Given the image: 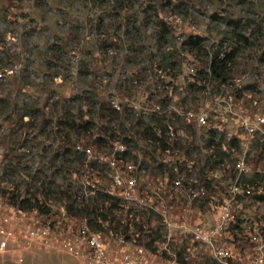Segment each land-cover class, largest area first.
Segmentation results:
<instances>
[{
  "label": "rangeland",
  "instance_id": "obj_1",
  "mask_svg": "<svg viewBox=\"0 0 264 264\" xmlns=\"http://www.w3.org/2000/svg\"><path fill=\"white\" fill-rule=\"evenodd\" d=\"M218 100L232 114L205 127L186 116ZM238 114L264 117V0H0V207L37 200L28 214L76 234L82 223L92 230L79 208L108 194L113 205L98 210L108 240L144 247L155 264H222L193 250L188 231L214 224L244 156L218 242L232 264L257 262L256 251L264 264V124L243 146ZM114 142L138 165L140 202L112 190L100 157ZM0 264L80 263L34 251Z\"/></svg>",
  "mask_w": 264,
  "mask_h": 264
},
{
  "label": "built area",
  "instance_id": "obj_2",
  "mask_svg": "<svg viewBox=\"0 0 264 264\" xmlns=\"http://www.w3.org/2000/svg\"><path fill=\"white\" fill-rule=\"evenodd\" d=\"M222 102V100L216 101V108L206 105L198 111H188L186 116L188 119H193L198 127L210 126L212 114L218 112L232 114V103L224 105ZM112 106L117 110L120 109L116 101L112 102ZM237 116V138L241 145L247 147L256 131L264 124V117L250 118L239 114ZM177 134L173 130L169 131L171 139ZM206 151L210 154L215 153L213 147H209ZM172 152L182 158V149L179 147L174 148ZM125 153V145L114 142L100 160L109 168L112 190L124 200L140 202L136 194L140 179L138 165L126 161ZM84 167L87 172L89 163L86 162ZM236 168L237 176L228 188L229 198L217 209L214 224L211 226L198 224L188 231L193 250L204 247L205 250H209L212 258L222 264H232L230 249L220 245L218 241L222 229L233 219L231 211L234 197L242 191L239 176L247 171L244 156L237 161ZM173 173L175 175L173 184L176 188H182L185 178L179 167L174 166ZM217 177L218 173L214 172L211 173L210 179ZM167 225L170 226L169 223ZM34 251L44 255L64 254L77 259L80 264H155L153 256L144 247L134 245L122 236L114 235L113 240L110 241L104 234L91 230L85 223L80 224L77 233L73 234L71 224L61 225V221L39 219L15 206L0 207V255H10L22 260L25 253ZM255 254V261L258 262L261 255L257 251Z\"/></svg>",
  "mask_w": 264,
  "mask_h": 264
},
{
  "label": "trees",
  "instance_id": "obj_3",
  "mask_svg": "<svg viewBox=\"0 0 264 264\" xmlns=\"http://www.w3.org/2000/svg\"><path fill=\"white\" fill-rule=\"evenodd\" d=\"M155 127L159 129V131L164 134V127L163 125H159L155 124ZM156 135L153 132L151 135L147 136L148 140H154L156 139ZM156 140H160V139H156ZM95 206L94 207H90L88 205H82V207L79 208V213L83 214V215H93V219L90 222V227L92 228V230H96L98 232H101L100 230L102 229V221L106 222L108 221V219L106 218L107 216L102 214V213H98V210H103L104 204L105 203H110V205H113V197L108 195V194H98L95 198ZM10 204L16 206L24 211L27 210H37L39 207L38 201L34 200L33 202H28L26 200V202L24 200H21L20 202H16V200L12 199L11 201H9ZM100 205V207H99ZM102 212V211H101ZM102 233V232H101Z\"/></svg>",
  "mask_w": 264,
  "mask_h": 264
},
{
  "label": "crops",
  "instance_id": "obj_4",
  "mask_svg": "<svg viewBox=\"0 0 264 264\" xmlns=\"http://www.w3.org/2000/svg\"><path fill=\"white\" fill-rule=\"evenodd\" d=\"M214 215L216 216V213H215ZM215 216H214V217H215Z\"/></svg>",
  "mask_w": 264,
  "mask_h": 264
}]
</instances>
